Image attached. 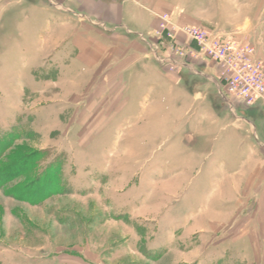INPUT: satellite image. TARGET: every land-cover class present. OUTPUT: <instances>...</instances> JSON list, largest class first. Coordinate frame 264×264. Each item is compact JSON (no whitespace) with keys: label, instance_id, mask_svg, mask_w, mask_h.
<instances>
[{"label":"rangeland","instance_id":"374dc122","mask_svg":"<svg viewBox=\"0 0 264 264\" xmlns=\"http://www.w3.org/2000/svg\"><path fill=\"white\" fill-rule=\"evenodd\" d=\"M15 7L0 13V134L15 133L0 160L36 163L33 174L10 164L0 177V264H264V186H251L254 172L247 186H217L238 167L237 159L221 164L237 144L201 142L222 136L218 126L183 141L192 128L172 110L95 105L96 80L69 85L63 64L35 62ZM257 100L233 98L245 108ZM232 108L224 120L234 118ZM52 167L61 183L46 191Z\"/></svg>","mask_w":264,"mask_h":264},{"label":"crops","instance_id":"0c3cea01","mask_svg":"<svg viewBox=\"0 0 264 264\" xmlns=\"http://www.w3.org/2000/svg\"><path fill=\"white\" fill-rule=\"evenodd\" d=\"M1 5V15L14 6L22 10L14 17L19 20L21 15L27 24L23 28L30 32L35 62L63 64L58 70L69 85L86 79V87L96 80L95 105L105 111L134 103L143 110H172L179 124L191 126L181 135L190 143L218 126L222 136L201 142H217L221 149L237 144V154L233 149L221 164L240 161L237 168L223 172L217 186H247L252 172L256 177L251 186H264V97L247 108L234 102L223 92L222 70L216 63L182 60L170 52L164 35H156L159 15L170 13L180 24L203 25L246 40L264 60V0H0ZM28 11L30 22L24 18ZM175 40L192 45L182 32L175 33ZM167 55L178 62L174 71L167 69L168 60L161 61ZM233 104L236 115L224 120ZM166 119L163 115L161 121Z\"/></svg>","mask_w":264,"mask_h":264},{"label":"built area","instance_id":"2783aa9c","mask_svg":"<svg viewBox=\"0 0 264 264\" xmlns=\"http://www.w3.org/2000/svg\"><path fill=\"white\" fill-rule=\"evenodd\" d=\"M160 21V30L156 33L163 35L168 30L166 34L173 42L171 46L174 55L182 57L190 53L213 61L221 68L223 92L229 98H239L246 104H251L264 97V60L258 55L254 44L235 36L213 34L201 26H180L174 19L168 18L167 14L161 15ZM176 32H182L194 46L179 44L175 40ZM141 38L143 39L142 36ZM165 60L173 67L178 63L171 55L161 59L162 62Z\"/></svg>","mask_w":264,"mask_h":264},{"label":"trees","instance_id":"16d2710c","mask_svg":"<svg viewBox=\"0 0 264 264\" xmlns=\"http://www.w3.org/2000/svg\"><path fill=\"white\" fill-rule=\"evenodd\" d=\"M15 133L14 134H10L9 136H5V134H0V148H1V151L2 149H4L6 146H9L11 145V143L15 140ZM35 163H36V160L32 159V158H27V157H13L11 158V161L9 162H5V163H2V160H0V177H3L4 175H7L8 174V168H9V165L12 164V166H17V168H19L21 174H26V173H32L31 171H33L34 169V166H35ZM7 164V165H6ZM32 166H30V165ZM29 165V167H28ZM31 170V171H30ZM7 171V172H6ZM52 172H53V177L55 179V181L53 182L52 180H50L48 183H49V186L47 187L46 186V191L52 189V188H55L56 191L58 189V186L60 184L58 183H61V170L59 167H56V169L54 170V168L52 167ZM33 174V173H32ZM42 172H40L34 176H32V179L36 182L38 181L41 176H43ZM10 175V173H9ZM11 176V175H10ZM21 189V188H19ZM36 189V186L33 187L32 190ZM54 190V189H53ZM24 190H20L18 192H23Z\"/></svg>","mask_w":264,"mask_h":264}]
</instances>
